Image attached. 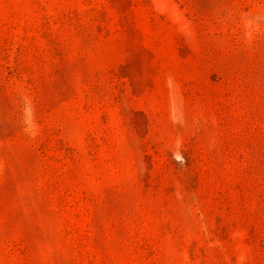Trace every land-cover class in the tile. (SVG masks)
Listing matches in <instances>:
<instances>
[{
    "label": "rangeland",
    "instance_id": "1",
    "mask_svg": "<svg viewBox=\"0 0 264 264\" xmlns=\"http://www.w3.org/2000/svg\"><path fill=\"white\" fill-rule=\"evenodd\" d=\"M0 264H264V0H0Z\"/></svg>",
    "mask_w": 264,
    "mask_h": 264
}]
</instances>
